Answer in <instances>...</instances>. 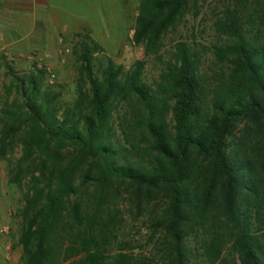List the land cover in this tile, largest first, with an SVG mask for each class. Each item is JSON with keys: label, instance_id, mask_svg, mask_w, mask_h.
Returning a JSON list of instances; mask_svg holds the SVG:
<instances>
[{"label": "trees", "instance_id": "obj_1", "mask_svg": "<svg viewBox=\"0 0 264 264\" xmlns=\"http://www.w3.org/2000/svg\"><path fill=\"white\" fill-rule=\"evenodd\" d=\"M198 1L139 0L132 40L145 57L157 55ZM247 3L229 0L214 24L222 42L210 53L229 77L206 113L196 49L185 42L173 45L152 88L142 61L127 72L110 59L96 69L99 48L83 36L87 89L70 110L55 96L36 99L33 79L17 80L22 101L0 111V160L18 147L7 183L20 194L21 264H151L114 234L110 208L119 211L120 186L137 213L161 195L147 229L149 240H162V264H264V2ZM124 103L118 127L127 151L115 142L112 120ZM123 152L135 160L121 159Z\"/></svg>", "mask_w": 264, "mask_h": 264}, {"label": "rangeland", "instance_id": "obj_2", "mask_svg": "<svg viewBox=\"0 0 264 264\" xmlns=\"http://www.w3.org/2000/svg\"><path fill=\"white\" fill-rule=\"evenodd\" d=\"M59 6L63 7L61 11L55 12V16L64 21L68 29L63 34L54 36L53 46H47V50L40 48H30L25 53H19L15 56L2 57L0 54V107H9L13 104H20L16 89L17 80L24 83L33 79L38 94L55 96L56 104L64 110H70L76 99L78 91L86 92L87 85L80 75V60L78 44L83 40V36H88L89 42L96 44L98 50L92 53L94 66L102 67L105 60L110 59L114 65L122 67L123 72H127L135 61L143 62L142 80L145 84L153 88L162 70L163 64L169 59L172 47L177 42H185L190 48L196 49L197 81L200 88L199 107L202 112H207L209 105L217 91L229 77V66L215 60L210 53L212 46L219 45L222 42L221 37L215 31L214 24L223 18V12L229 0H199L196 7L192 9L187 6L183 16L178 24L169 30L161 40V47L156 56L143 55L141 45L133 42L132 36L135 27V19L138 14L139 0H54ZM264 0H260V2ZM254 0H248V5L253 6ZM56 22L58 25L59 22ZM0 26H1V0H0ZM39 62V67L36 62ZM41 68H49L54 77L48 78ZM41 71V73H38ZM128 107L127 103L122 104L117 113L113 115L114 139L121 146L128 149L123 144L122 131L125 124L121 120L122 114ZM166 123L169 117L166 116ZM121 127H118V126ZM243 123L238 125V129ZM1 128V112H0ZM236 136H239L237 132ZM240 138V137H238ZM138 140L139 137H137ZM239 146H242L239 144ZM124 149L125 151H127ZM18 147L6 155L4 160H0L1 173L7 178V171L13 167L18 158ZM121 159L133 162L135 159L128 157L125 152ZM11 189L13 201L12 210L9 211L11 218V227L6 226L8 232L9 244L6 254L3 257L5 264H21L20 248L15 243L17 234V225L19 223L18 210L21 207L20 194L13 185L7 184ZM118 191L121 198L117 201V209L114 212L111 206L110 212L115 216L117 229L114 234L120 242L128 243L134 253H140L152 260L151 264H162L160 261L162 240L159 235L149 240L148 219L155 212L161 209L160 194H152V202L147 209L139 213L132 208L125 200V189L120 186ZM123 198V199H122ZM140 246V249L136 247ZM7 256V257H6Z\"/></svg>", "mask_w": 264, "mask_h": 264}, {"label": "crops", "instance_id": "obj_3", "mask_svg": "<svg viewBox=\"0 0 264 264\" xmlns=\"http://www.w3.org/2000/svg\"><path fill=\"white\" fill-rule=\"evenodd\" d=\"M62 8L54 0H1V60L3 56L13 57L30 48L47 50L48 45L53 46L54 36L68 29L60 19L61 23L56 24L58 19L54 14ZM4 177L0 163V228L7 225L11 227L12 224L9 217L13 204L12 192ZM8 244V237L0 234V264H5L3 257Z\"/></svg>", "mask_w": 264, "mask_h": 264}, {"label": "built area", "instance_id": "obj_4", "mask_svg": "<svg viewBox=\"0 0 264 264\" xmlns=\"http://www.w3.org/2000/svg\"><path fill=\"white\" fill-rule=\"evenodd\" d=\"M38 63H39V62L37 61V62H36V66H37L38 68H40ZM41 69L46 73V75L48 76V78H49L50 80L53 79L54 75H53V73L51 72V70H50L49 68H41ZM0 111H1V107H0ZM7 232H8V229H7L6 226L0 228V234H1V235H6Z\"/></svg>", "mask_w": 264, "mask_h": 264}]
</instances>
